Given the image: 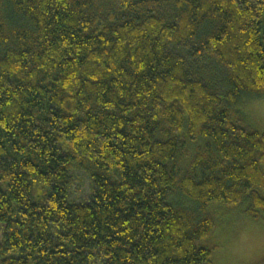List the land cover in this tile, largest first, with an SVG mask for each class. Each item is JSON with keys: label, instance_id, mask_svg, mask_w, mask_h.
Masks as SVG:
<instances>
[{"label": "trees", "instance_id": "trees-1", "mask_svg": "<svg viewBox=\"0 0 264 264\" xmlns=\"http://www.w3.org/2000/svg\"><path fill=\"white\" fill-rule=\"evenodd\" d=\"M263 96L264 0H0V264H210Z\"/></svg>", "mask_w": 264, "mask_h": 264}, {"label": "rangeland", "instance_id": "rangeland-1", "mask_svg": "<svg viewBox=\"0 0 264 264\" xmlns=\"http://www.w3.org/2000/svg\"><path fill=\"white\" fill-rule=\"evenodd\" d=\"M241 107L249 124L264 129V96L244 100ZM90 188V180L83 173H73L71 199L85 201ZM217 221L210 264H264V219L234 212Z\"/></svg>", "mask_w": 264, "mask_h": 264}]
</instances>
